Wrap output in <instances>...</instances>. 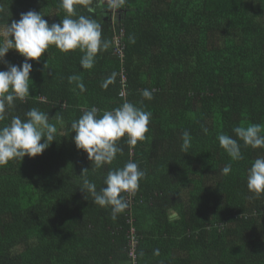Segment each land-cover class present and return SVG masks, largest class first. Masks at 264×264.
Instances as JSON below:
<instances>
[{
	"label": "trees",
	"instance_id": "1",
	"mask_svg": "<svg viewBox=\"0 0 264 264\" xmlns=\"http://www.w3.org/2000/svg\"><path fill=\"white\" fill-rule=\"evenodd\" d=\"M75 8L101 25L109 48L91 69L81 67L79 50L55 46L29 61L31 95L14 101L0 126L35 108L48 114L57 141L42 155L0 166V264H264V195L247 187L264 149L245 147L233 132L264 126V0H125L117 9L78 0ZM29 10L49 25L66 15L60 0H0V42ZM5 59L24 61L15 49ZM72 75L83 91L69 83ZM143 89L154 98L144 99ZM125 101L151 113L147 139L121 142L112 165L92 169L70 125L83 110L102 115ZM219 134L238 139L242 160L231 159ZM130 160L146 175L114 220L79 188L87 178L99 191L108 170Z\"/></svg>",
	"mask_w": 264,
	"mask_h": 264
},
{
	"label": "clouds",
	"instance_id": "2",
	"mask_svg": "<svg viewBox=\"0 0 264 264\" xmlns=\"http://www.w3.org/2000/svg\"><path fill=\"white\" fill-rule=\"evenodd\" d=\"M78 0H60L61 7L66 15L59 23H52L44 19L41 12L29 10L20 14L18 21L7 26L9 39L0 42V63L6 65V70L0 71V121L6 119L9 109L13 108L14 101H24L30 94V73L33 65L29 61L39 62L50 46H55L63 53L79 50L82 53L80 65L83 69L94 67L100 52L109 48V42L102 39L101 25L95 19L76 14L75 5ZM110 9L121 8L125 0H107ZM15 49L23 58L21 65L9 63L5 57L9 50ZM47 68V63L45 64ZM110 77L102 87H107L112 81ZM69 83L76 82L81 91L84 84L78 75L68 77ZM154 90L143 89L144 99L152 100ZM151 113L125 101L121 106L99 115L96 107L83 110L77 120H73L70 127L75 133L74 143L78 150L87 153L92 162V169H101L112 165L117 154L123 153L121 142L135 146L138 142L147 139ZM207 132V129H204ZM233 132L245 147L264 149V126L250 124L237 126ZM57 128L49 122L48 114L32 108L25 113V118L12 116L10 123L0 126V166L9 162L23 161L25 157L35 158L42 155L56 139ZM220 146L234 161L242 160L241 144L227 134H219ZM182 150L190 146V133L182 134ZM43 141V142H42ZM224 175L230 174L231 165L222 170ZM88 169H84V176ZM145 172L138 164L128 161L124 167L109 169L104 178L105 187L97 190L94 182L84 178L81 192L85 199L104 209H111V216L115 220L118 214L128 208L127 195H134ZM248 190L257 197L264 195V156L254 160L248 170ZM159 256V249L154 250Z\"/></svg>",
	"mask_w": 264,
	"mask_h": 264
},
{
	"label": "built area",
	"instance_id": "3",
	"mask_svg": "<svg viewBox=\"0 0 264 264\" xmlns=\"http://www.w3.org/2000/svg\"><path fill=\"white\" fill-rule=\"evenodd\" d=\"M115 41H116V47H117V52L120 54V56H124V54H123V48L121 47V38H120V36H117L116 37V39H115ZM124 95H125V93H123ZM128 206L130 207L132 204H133V198H132V196L130 195L129 197H128ZM135 243H136V241H135V239H134V237L132 238V245H133V248L135 247ZM132 253H133V251H132Z\"/></svg>",
	"mask_w": 264,
	"mask_h": 264
}]
</instances>
